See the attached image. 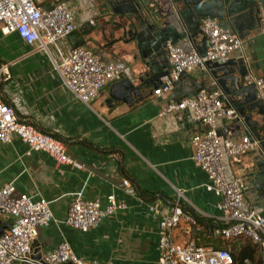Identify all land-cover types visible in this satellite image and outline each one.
Segmentation results:
<instances>
[{
	"label": "crops",
	"instance_id": "0c3cea01",
	"mask_svg": "<svg viewBox=\"0 0 264 264\" xmlns=\"http://www.w3.org/2000/svg\"><path fill=\"white\" fill-rule=\"evenodd\" d=\"M40 1L47 6L54 0ZM70 1L77 12L76 0ZM77 13L76 32L83 37L79 45L85 46L86 38L80 27L88 19ZM232 29L245 40L248 70L264 75V36L259 23L249 18ZM127 38L130 40V35ZM66 43L73 45L70 39ZM178 44L204 49L200 28L191 40L186 38ZM240 55L235 53L233 57ZM2 66L0 91L15 107L19 118L60 139L68 153L83 165L77 169L59 164L44 151L27 155L28 146L17 136L10 143H0V187L13 183L19 195L51 201L54 218L48 226L39 229L33 244L36 258L67 241L87 264H158L160 217L148 205L155 203L170 211L176 189L185 192L189 201L186 203L199 217V225L182 222L173 231L174 239L179 243L194 239L215 247L224 244L213 233L221 224V213L216 206L220 197L206 189L208 175L193 159L191 137L202 127L188 110L162 113L168 103L185 97L184 92L190 93L204 82L208 88L210 78H204L205 72L196 69L188 74L189 84L182 87L179 96L174 90L155 95L160 80L150 81L151 75H146L140 57L126 54L122 66L118 65L124 71L122 80L130 78L135 85H140L143 99L135 98L130 103L119 100L111 105L108 100L112 84L87 105L63 85L45 53L34 51V46L16 33L3 34L0 26ZM141 78L149 84H141ZM252 114L253 120L264 125V114L258 109ZM219 126L224 132L230 130L234 140L251 132L247 125L234 120L221 121ZM259 155V152H250L227 158L228 176L246 177L250 184ZM79 192L84 199H98L103 206L108 203V196L115 194L128 207L83 232L64 222ZM244 205L264 214V198L255 190L247 189ZM8 223L10 218L0 215V227L5 229ZM245 241H230L227 247L238 248ZM258 257L262 258L260 251Z\"/></svg>",
	"mask_w": 264,
	"mask_h": 264
},
{
	"label": "built area",
	"instance_id": "2783aa9c",
	"mask_svg": "<svg viewBox=\"0 0 264 264\" xmlns=\"http://www.w3.org/2000/svg\"><path fill=\"white\" fill-rule=\"evenodd\" d=\"M52 7L40 0H0V26L3 34L16 33L26 43L34 46V51L45 53L60 75L63 85L82 103L90 105L103 90L124 77V71L117 64L106 60L95 51L82 45H67L69 36L76 32L79 24L76 11L69 1L54 0ZM90 24L94 21L90 20ZM200 31L205 46L200 50L195 45L183 49L178 43L167 41L165 52L167 73L160 78L154 90L155 95L172 92L174 82L183 74L196 69L210 73L211 65L225 63L235 53L246 58L245 40L238 33L221 26L213 17H204ZM259 30L264 36V9L259 14ZM248 63V62H247ZM249 65V63H248ZM4 66L0 68V75ZM244 86L253 85L256 96L264 105V75L248 70L243 77ZM210 86L193 97L185 96L178 102L168 103L162 113H180L188 110L202 129L194 133L191 143L194 147V162L208 175L205 187L220 200L221 224L213 233L224 241L249 238L264 259V214L252 208H243L249 180L246 177L226 178L224 157L234 158L250 152L264 154L262 140L248 132L234 140L232 132L220 129L221 121H238L245 125L243 116L223 92L217 79L210 77ZM19 137L27 146V155L33 151L48 153L59 164L82 169L83 165L67 151L65 144L41 130L33 123L19 118L15 107L5 99L0 91V143H10ZM185 192L176 189V197L170 211L151 203L148 208L158 215L159 251L158 264H236L232 252L223 247L207 246L190 239L179 243L173 231L182 222L198 226L199 218L193 212ZM128 207L115 194L108 196V203L102 205L98 199L83 198L76 194L64 222L78 230L88 232L97 227L106 217ZM0 215L10 218V225L0 234V264H87L78 256L69 242L58 244L41 258L34 256L33 244L39 229L48 226L54 218L51 201L45 198L33 200L28 195L16 193L13 183L0 187ZM245 263L251 264L249 259Z\"/></svg>",
	"mask_w": 264,
	"mask_h": 264
},
{
	"label": "water",
	"instance_id": "95a60500",
	"mask_svg": "<svg viewBox=\"0 0 264 264\" xmlns=\"http://www.w3.org/2000/svg\"><path fill=\"white\" fill-rule=\"evenodd\" d=\"M156 3L160 9L165 7L166 10L161 11L156 20L150 21L149 27L143 28L145 32H139L137 37L132 39L137 44L138 55L147 70L146 75H151L150 81H159L170 67L165 52L166 42L169 40L179 43L186 38L191 40L192 35L198 31L202 18H217L221 26L233 30V26L237 27L249 18L259 23L260 11L264 9V0H157ZM47 7L51 8L52 3H48ZM114 12L119 13L117 10ZM69 39L73 45H79L83 41V37L78 32L72 33ZM157 42H159L158 46L155 45ZM140 43L143 44L142 48H150V52L141 56ZM210 68V73H205L204 78L208 79L212 76L217 79L223 92L243 116L245 125L251 130V135L262 139L264 147V125L253 120L252 114L255 109H258L260 114H264V105L257 99L255 87L244 86L242 83L243 77L248 73L246 58L236 56L225 63H215ZM186 79L187 74H183L180 80L174 82L177 96L182 93V87L189 84V80ZM140 82L149 84L143 78ZM205 84L206 82L194 91L183 94L193 97L205 88ZM135 98L143 99L140 85H135L130 78H126L112 85L108 102L111 105L119 100L130 103ZM257 160V170L252 174L247 189L255 190L264 198V154H260ZM3 231L4 226L0 227V234Z\"/></svg>",
	"mask_w": 264,
	"mask_h": 264
},
{
	"label": "rangeland",
	"instance_id": "374dc122",
	"mask_svg": "<svg viewBox=\"0 0 264 264\" xmlns=\"http://www.w3.org/2000/svg\"><path fill=\"white\" fill-rule=\"evenodd\" d=\"M65 1H69L72 4L70 0ZM75 2L77 7H79L78 13H76L81 18L85 19L87 17L86 20L88 19V22H82L80 27L86 38V47L119 66H122L123 61L126 59V54L129 55L131 53L139 57L136 42L127 38L129 30L126 27L128 26L127 17L121 16L109 7H105L104 3L106 0H76ZM90 20H93L94 23L90 24ZM178 45L182 46L183 49H187L184 44ZM224 161L227 166L226 156ZM226 178L229 181L232 179L228 176L227 167ZM243 208L245 209L244 202Z\"/></svg>",
	"mask_w": 264,
	"mask_h": 264
},
{
	"label": "flooded vegetation",
	"instance_id": "af4514ba",
	"mask_svg": "<svg viewBox=\"0 0 264 264\" xmlns=\"http://www.w3.org/2000/svg\"><path fill=\"white\" fill-rule=\"evenodd\" d=\"M156 2V0H106L104 6L111 8L113 11L117 10L121 16L127 17L128 36L130 35V39H133L137 37L139 32L144 31L143 28L149 27V22L156 20L161 11L166 10L165 7L160 9ZM142 45V43L139 45L141 56L151 50L150 48H142ZM155 45L158 46L159 42Z\"/></svg>",
	"mask_w": 264,
	"mask_h": 264
},
{
	"label": "trees",
	"instance_id": "16d2710c",
	"mask_svg": "<svg viewBox=\"0 0 264 264\" xmlns=\"http://www.w3.org/2000/svg\"><path fill=\"white\" fill-rule=\"evenodd\" d=\"M199 218V217H198ZM240 239H246V241L244 242V244H242L241 247H235V248H228L227 244L230 241H224V244L221 245V247L223 248H227L229 249L235 259L236 264H247L245 263V259H249L251 261V264H262L263 260L262 258L258 257V246L254 243H252V241L249 238L243 237Z\"/></svg>",
	"mask_w": 264,
	"mask_h": 264
}]
</instances>
